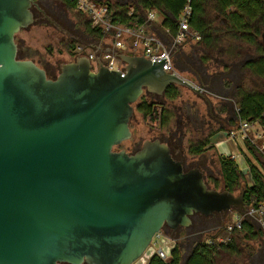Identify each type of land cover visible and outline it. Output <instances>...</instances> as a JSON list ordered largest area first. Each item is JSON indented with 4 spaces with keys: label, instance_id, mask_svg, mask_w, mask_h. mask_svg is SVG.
Listing matches in <instances>:
<instances>
[{
    "label": "water",
    "instance_id": "water-1",
    "mask_svg": "<svg viewBox=\"0 0 264 264\" xmlns=\"http://www.w3.org/2000/svg\"><path fill=\"white\" fill-rule=\"evenodd\" d=\"M32 4L0 0V264H133L164 225L244 214V191L209 188L158 139L131 154L114 150L130 138L143 92L200 88L165 72L167 61L125 53H115L123 69H107L98 56L92 71L79 56L49 78L17 57Z\"/></svg>",
    "mask_w": 264,
    "mask_h": 264
},
{
    "label": "flooded vegetation",
    "instance_id": "flooded-vegetation-1",
    "mask_svg": "<svg viewBox=\"0 0 264 264\" xmlns=\"http://www.w3.org/2000/svg\"><path fill=\"white\" fill-rule=\"evenodd\" d=\"M97 3H105L108 5L112 1L117 0H94ZM122 2L128 1V8H133L135 6L136 0H118ZM215 0H205L203 3V17L208 25L205 26L204 30L214 29V25L216 23L217 26L222 28V31L217 33V38L219 40V36L225 37L223 39L224 42L227 41V31L226 26L228 24L227 19L225 18V14L228 15L233 12L235 9L233 8H226V9H219L217 10L213 2ZM211 5V6H210ZM210 6V7H209ZM31 12L33 16V23H42L43 25L47 24L55 28L56 30L62 33L63 39H61V43L66 46L65 47V54L71 59L69 62L73 61L78 55L79 56H88L90 52H97V47L93 41H86L85 44L78 45L79 36L77 35L79 25L73 21V18L69 16V10L66 8V5L63 3L62 0H33V4L31 6ZM210 13V15H209ZM211 16V17H210ZM245 21L248 22V29L245 31L248 35L252 36V40L250 42L243 40L242 38L236 39L237 43L236 46L240 47H254L255 52L253 54H248L247 59L238 60L237 62L240 64L237 66H233L234 62H229L225 60L224 57L219 58L218 56H212L208 47L203 46L202 48L203 57L199 58L196 56H185L179 59L180 65L184 68V73L187 74V77H183L181 75L182 72L176 70L178 75L187 79L197 88H200V94L197 95L192 93L188 89L187 92L193 97V100H190L189 103H183L181 105H174V99H166L163 93L162 97H158L152 93L143 92L142 95L139 97L147 96L148 102L152 105L153 109H157L159 111H167L170 110L173 114L171 118L173 120V130L174 132L170 131L167 135L162 134L158 138L160 142L164 143L168 146L169 152L172 158L176 161L181 162L182 169L184 171H188L193 168H197L203 175L206 174L205 170L203 171L206 164L204 163L202 155L204 152L214 147V141L222 136V134H227L229 131L226 130L230 126L237 125L240 121L237 118L238 109V100L239 97L237 95L238 90L241 88V78L243 75H246V72L250 75L255 76L256 78L264 79V49L259 48V43L261 46L264 47V20L261 24L257 23L256 18H245ZM32 23V24H33ZM243 30H238V32H242ZM83 35L89 37L90 39H94L91 36L87 35L84 31H81ZM216 36V35H215ZM241 36V33L238 34ZM192 37L197 41V45L201 41L200 36L196 33L192 35ZM81 47V50L78 52L76 51L77 47ZM210 47V46H209ZM258 49L260 50L258 53ZM28 51V56L24 59H31L33 61V55H37L36 51ZM18 52V50H17ZM236 52L238 54L241 53V49H238ZM223 53H225L223 51ZM245 54V53H244ZM42 58V57H41ZM20 59V58H19ZM23 59V58H22ZM34 62V61H33ZM35 63V62H34ZM68 63V62H67ZM247 63L253 64L252 68L246 66ZM39 67L44 69L46 75L49 78H54L53 75H50L47 71L48 67L46 66L47 63L44 64H37ZM49 64V63H48ZM63 64L60 63L57 67L59 70V66ZM173 64V58H172ZM233 64V65H232ZM233 66V67H232ZM243 67V68H241ZM233 69L231 72L230 70ZM236 69V70H235ZM258 69H261L262 72L259 73ZM244 70V72H242ZM59 72V71H58ZM58 74V73H57ZM181 87H178V89ZM185 89V88H184ZM241 90V89H240ZM250 92V91H249ZM251 93L264 95V89H260L259 92L252 91ZM144 95V96H143ZM236 95V97H235ZM238 98V99H236ZM138 99V100H139ZM236 99V100H235ZM197 102L201 104L203 110H200ZM170 104V107L168 106ZM134 110H136V106L134 105ZM132 118V117H131ZM130 118V120H131ZM129 120V126H130ZM191 125L193 129L199 133L202 137L195 141L196 143L191 144L188 147L187 153H189V148L192 145H196L199 143H206L203 146V152L200 154L191 156H200L197 160H194L190 163H187L184 156L182 155L181 145H182V138L184 137L183 128L186 126ZM163 126L161 121L158 122L157 128L158 130L161 129ZM130 128V127H129ZM228 131V132H227ZM135 132H132L130 138L126 141H130L132 139V135ZM176 134H179V137H176ZM125 142V141H123ZM122 142V143H123ZM143 141H137L133 143V150L128 152L127 150L123 149L127 153H134L136 152ZM120 143L117 146H120ZM114 147L115 148L117 147ZM121 150V149H119ZM204 165V166H203ZM194 221L190 222L193 223L192 226H178L176 229H171L168 226L164 225L160 232V234H164L168 240H170L173 244L171 250L174 247H177L180 251V257L184 256L186 253L185 246L188 243L192 242L193 240H197L208 228V224L212 223L211 226L214 228H218V216L217 214L213 216H203L200 214H193L192 216ZM191 221V220H190ZM214 223V224H213ZM162 234V235H163ZM196 243V242H195ZM194 245L189 248L188 254L185 256V261L191 256ZM60 264H71L67 262H62ZM79 264H86L85 262Z\"/></svg>",
    "mask_w": 264,
    "mask_h": 264
},
{
    "label": "trees",
    "instance_id": "trees-1",
    "mask_svg": "<svg viewBox=\"0 0 264 264\" xmlns=\"http://www.w3.org/2000/svg\"><path fill=\"white\" fill-rule=\"evenodd\" d=\"M62 1L68 10L73 11V7L69 3V0ZM204 2L205 0H192V11L188 19V25L191 34L196 33L200 36L201 41L199 44L212 47L215 37L214 34L218 33V31L217 29L204 30L205 26L208 25V22H206L203 17L204 11L202 7ZM185 3L186 0H136L135 6L133 5L131 12H129L128 3L117 0L108 4L107 17L109 21L114 24H122L131 28H137L144 25L142 13L153 10L160 20L159 27L162 30L168 29L170 34L174 35L177 30L176 20ZM213 5L217 10L219 7H222L221 9L229 7L235 9L230 14H225V18L228 21L225 29L228 38H242L250 42L252 36L248 35L245 31V29H248V22L245 21V18L251 19L255 17L259 24L264 20V0H215ZM73 12L83 21L82 24H80L87 35L95 38L97 41L105 39V36L100 30L91 28L90 22L84 14L81 12ZM238 30L243 31L238 32ZM239 33H241L240 37L238 36ZM174 55V69L184 72L185 69L181 67L179 59L186 55L183 53L180 54V52H175ZM246 66L252 68L253 64L247 63ZM258 72L261 73L262 70L258 69ZM178 94V87L173 85L169 86L164 92L165 98L169 100L175 99ZM237 95L239 97V111L237 113L239 121L257 123L264 127V95L254 94L240 89ZM136 110L146 121L148 120L150 123H158L161 121L162 126L169 123V120L173 117L170 110H165L163 113L157 109L154 110L152 105L143 97L136 103ZM240 142L242 147H240V144H237L238 151L246 157L251 181V185H245L244 190L241 191H244L249 197L248 206L256 208L264 204V172L250 161V156L253 157L255 151L262 155L263 158L264 154L260 152L250 140L246 139ZM204 144L206 143L192 145L188 152L193 155L200 154L203 152L202 148ZM258 163L264 169V161H258ZM219 175L222 189L232 194L239 189L244 179L243 173L239 171L236 162L229 157H220ZM204 182L207 186L209 185L207 178H204ZM226 225L227 222L222 228ZM215 237L216 236H212L209 237V239L207 238V241L193 243L195 246L194 250L183 264H214V256L221 252L230 256L240 257L243 260L241 264H264V262L258 259V256L264 252V230L256 227L250 220L242 219L240 228H235L229 232L227 240L224 242L214 243L212 239ZM256 253L259 254L256 255ZM147 264H181L180 251L177 247H174L166 260L160 259L157 255H152Z\"/></svg>",
    "mask_w": 264,
    "mask_h": 264
},
{
    "label": "rangeland",
    "instance_id": "rangeland-1",
    "mask_svg": "<svg viewBox=\"0 0 264 264\" xmlns=\"http://www.w3.org/2000/svg\"><path fill=\"white\" fill-rule=\"evenodd\" d=\"M125 3H128V1H126ZM68 13H69V16L73 18V21L79 25L77 35L79 36L80 41H78L77 44L82 45V44H85L86 41L90 40V41H93L94 44L97 46L98 41L95 38L90 39L89 37H86L85 35H83V33H81V31H83L82 25H81L83 21L80 20L79 17L73 11L69 10ZM213 27L214 29H217L218 33L222 31V28L217 26L216 23ZM214 35H216L214 37V43L212 44V47L211 46L208 47L211 55L218 56L219 58L224 57L225 60L232 62V63L234 62L233 63L234 65L233 64L232 65L235 66L236 68L237 66L240 65L237 62L239 59L240 60L242 59L243 61V59H247V57H249L247 56L248 54L250 55L255 52L254 47H248V46L247 47L246 46L237 47L236 46L237 41L235 38H228L226 36L227 41L224 42L223 39L225 37L219 36V40H218L217 35L219 34L215 33ZM61 39H63V37L60 31L56 30L50 25H47V24L43 25L42 23L34 22L32 25L28 26L27 28L21 29L18 44H17V48H18L17 57L20 59L26 58L29 54L27 49H29L30 51H36L38 54L33 55L32 57L33 61L39 65L47 63L46 66L48 67L49 65V67L47 68V71L49 72L50 75H53L54 77L55 75H57L59 71L57 66L60 63H67L71 60L65 54L66 46H64L61 43ZM197 41L198 40H195L192 36L187 37L185 41H183L180 45H178L174 49L173 54H172L173 60L175 59V55H174L175 52H180V54L183 53L190 57L196 56V57L202 58L204 56L202 52V48H205V47H202L201 44L197 45ZM259 45H260L259 46L260 49L261 48L264 49V47L261 46V43H259ZM238 49H241L240 54L236 52ZM223 51L225 53H223ZM259 51L260 50L258 49V53ZM255 55H257V53ZM116 66H118V63H116L115 67ZM230 71L232 72L233 69H231ZM242 72H244V70ZM181 75L184 78L187 77V74L184 72H182ZM240 89L242 91H248V92L249 91L259 92L260 89H264V79L256 78L255 76L250 75L249 73L246 72V75H243L241 78V88ZM178 91H179L178 96L173 100L174 105H181L186 102L189 103L190 100H193V97L190 95V93L187 92L186 89L179 88ZM143 98H145L148 101L147 96H144ZM134 105L136 106V104ZM197 105L199 106L200 110H203V107L201 106L199 102H197ZM168 106L170 107V104ZM132 117H138V119L130 121V126H129L131 132H135V134L132 135V139L130 141H126L125 143L116 147L115 150L125 149L128 152H130L131 150H133V146H132L133 143L137 141L152 140L153 138L160 137L162 134L167 135L170 131L174 132L172 119L169 120V123H166L161 129L158 130L157 122L150 123L148 122V120L146 121L142 117V115L135 110L133 112ZM239 124L240 122L237 125L230 126L226 130L228 131L235 130L239 126ZM183 133H184V137L182 138L183 141L181 145V151H182V155L184 156L186 162L190 163L194 160H197L198 157L200 156H191L190 153H187L188 147L191 144L196 143L195 141H197L198 139H201L202 136L199 133H197L191 125L184 127ZM176 137H179V134L178 135L176 134ZM250 139H251V142H253L255 146L258 148V150L260 151L262 145H264V127L257 123H253L250 128ZM240 143L241 142L239 139H235V140L231 139L228 141V144H227L228 147L225 148V151H222L219 146L214 144V147H211V149L204 152L202 157H203V160L206 166L204 167L203 171L205 170L206 172V174L204 175V178L208 179L209 188L216 189L218 191L223 190L221 178L219 175V159L223 155L228 157L227 154H232L231 152L237 155L236 161L238 163V168H239V171L243 173V177H244L239 189L236 190L233 194L237 196L239 195L241 190H244L245 185H248V186L251 185L248 162L246 161V157L243 156L238 151L237 144H240ZM240 147H242V144H240ZM253 157L250 156V161L255 166H257L262 172H264V169L258 163V161L260 162L264 161L263 156L255 151ZM235 213L236 212L234 210H231L226 213L217 214L218 216L217 218L219 221L218 223H220L218 228L213 229V226H211L212 223H210L208 224V228L206 229V231L197 240H193L192 242L188 243V245L185 246L186 254L181 257V264L185 262V256L188 254L189 252L188 250L193 245V243L207 241L209 237H212V236L213 237L216 236L214 239H212L214 243H218L219 241H226L228 237V233L225 227L224 228L222 227L226 224V222L227 224L232 223V221L234 220ZM190 220L192 222L194 221V218L190 217ZM192 225L193 223L190 224V226ZM162 234H160V238L164 241V245H166V247L168 246L169 248L172 247L173 246L172 242L168 240L164 234L163 235ZM151 246L152 245L150 244L149 246L150 248L149 247L147 248V250L145 251L146 252L145 254H148L152 251ZM257 254L259 253H256V255ZM258 259L261 262H264V252L258 256ZM241 262H243V260L240 257L230 256L222 252L214 256V264H241ZM135 264H140V261L138 260L137 262H135Z\"/></svg>",
    "mask_w": 264,
    "mask_h": 264
},
{
    "label": "built area",
    "instance_id": "built-area-1",
    "mask_svg": "<svg viewBox=\"0 0 264 264\" xmlns=\"http://www.w3.org/2000/svg\"><path fill=\"white\" fill-rule=\"evenodd\" d=\"M191 2L192 0H186L176 20V33L171 35L168 29L159 32L155 28L149 26L150 21L158 26L160 24V20L153 10L145 11V16H143L144 25L131 28L122 24L110 22L107 17L108 5L105 3H97L94 0H69V3L73 7V11L84 14L89 20L91 28L100 30L105 36L104 40L98 41V45L96 46L97 52H90L87 56L90 60L92 71H96L98 68L96 62L98 56L102 64L109 70L125 68V64L115 57V53H125L129 55H141L152 63L167 61L164 71L175 75H178V72L174 69L172 64L173 51L178 45L185 41L187 37L193 35L188 25V19L192 11ZM128 9L129 12H131L132 8ZM80 50L81 47L78 46L76 51L79 52ZM77 57H79V55ZM116 63H118V66L115 67ZM252 124L253 123L247 121L240 122L235 130L229 131L224 135H226V138L233 140L239 139L243 141L247 139L251 141L250 128ZM260 152L264 154V145H262ZM227 156L238 165L236 161L237 155L227 154ZM242 219H248L259 229L264 230V204L256 208L247 205L243 215L236 212L232 223L225 226L227 233L229 234V232L235 228L239 229ZM151 245L152 251L148 254H145V252L138 259L140 264H147L152 255H157L162 260H166L169 257L171 247L169 248L164 245V241L160 238V235L152 240Z\"/></svg>",
    "mask_w": 264,
    "mask_h": 264
},
{
    "label": "crops",
    "instance_id": "crops-1",
    "mask_svg": "<svg viewBox=\"0 0 264 264\" xmlns=\"http://www.w3.org/2000/svg\"><path fill=\"white\" fill-rule=\"evenodd\" d=\"M231 140L229 138H226V135L222 134V136H220L219 138H217L215 141H214V144H216L217 146L220 147V149L222 151H225V148L228 147V141ZM232 154H234L233 152H231Z\"/></svg>",
    "mask_w": 264,
    "mask_h": 264
},
{
    "label": "bare ground",
    "instance_id": "bare-ground-1",
    "mask_svg": "<svg viewBox=\"0 0 264 264\" xmlns=\"http://www.w3.org/2000/svg\"><path fill=\"white\" fill-rule=\"evenodd\" d=\"M137 261H138V260H137ZM137 261H136V262H137ZM133 264H135V263H133Z\"/></svg>",
    "mask_w": 264,
    "mask_h": 264
}]
</instances>
